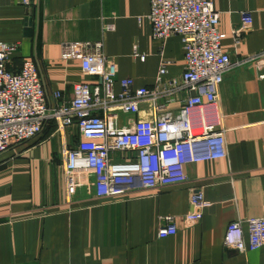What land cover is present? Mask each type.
<instances>
[{
  "label": "crops",
  "instance_id": "obj_1",
  "mask_svg": "<svg viewBox=\"0 0 264 264\" xmlns=\"http://www.w3.org/2000/svg\"><path fill=\"white\" fill-rule=\"evenodd\" d=\"M220 12L223 49L234 66L221 84L218 117L227 128L228 158L187 166L189 180L129 194L123 198L71 197L66 186L65 151L82 139L77 125L64 131L53 121L34 138L0 154V264H264V245L246 251L226 248L230 222L264 217V0H211ZM151 0H0V40L18 43L8 68L33 60L44 81L48 103L55 93L70 100L75 83H99L80 60L62 58L73 41H103L119 80L136 88L161 90L181 77L186 64L180 35L154 38L148 18ZM252 28L236 41L243 12ZM110 26V27H109ZM145 56L143 59L142 56ZM163 58L168 72L158 82ZM186 90L141 103L139 117L152 104L178 109ZM134 153L112 154L117 165ZM201 191L211 206L203 219L186 223L192 193ZM173 216L178 232L161 238L162 218ZM246 239L248 226L244 224Z\"/></svg>",
  "mask_w": 264,
  "mask_h": 264
},
{
  "label": "built area",
  "instance_id": "obj_2",
  "mask_svg": "<svg viewBox=\"0 0 264 264\" xmlns=\"http://www.w3.org/2000/svg\"><path fill=\"white\" fill-rule=\"evenodd\" d=\"M22 3L29 8L34 0ZM148 18L154 38L164 42L180 35L184 43L185 69L164 90L159 85L153 90L136 88L135 80L125 77L119 80L121 91L117 92V65L105 52L104 42L73 41L64 44L62 58L80 60L84 72L97 76L100 82L75 83L70 100H61L56 92V106H51L37 64L26 59L19 70H10L8 64L19 44L0 40V154L13 144L34 138L53 121L62 131L77 125L82 139L65 151L68 193L71 197L89 193L114 199L186 182L190 178L188 165L228 158L227 128L220 120H211L218 117L219 88L234 66L222 46L225 34L218 25L220 12L211 0H151ZM252 22V14L243 12L241 26L233 29L238 43ZM260 59H264V51L248 58ZM167 65L163 58L159 84L168 72ZM184 90L189 94L178 109L152 104L153 114L139 117L145 100L156 101ZM114 153L135 156L115 165ZM209 206L203 192L192 193L187 225L200 222ZM162 220L159 237L178 232L173 216ZM224 240L226 248L235 251L263 246L264 217L230 222Z\"/></svg>",
  "mask_w": 264,
  "mask_h": 264
}]
</instances>
